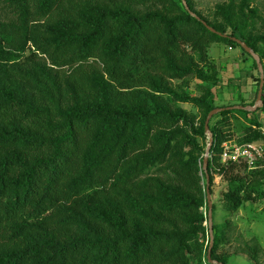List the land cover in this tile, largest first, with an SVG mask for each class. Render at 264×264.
Returning <instances> with one entry per match:
<instances>
[{"label": "trees", "instance_id": "trees-1", "mask_svg": "<svg viewBox=\"0 0 264 264\" xmlns=\"http://www.w3.org/2000/svg\"><path fill=\"white\" fill-rule=\"evenodd\" d=\"M185 1L201 20L182 0H0V264H228V223L213 220L207 259L201 174L218 106L210 87L192 95L188 81L217 85L208 49H242L233 39L264 69V32L234 26V0L219 7L224 25ZM245 11L255 14L250 0ZM262 103L221 107L210 121L209 188L224 177L233 213L264 199V167L222 164L224 127L251 115L239 144L264 145V88Z\"/></svg>", "mask_w": 264, "mask_h": 264}, {"label": "rangeland", "instance_id": "rangeland-1", "mask_svg": "<svg viewBox=\"0 0 264 264\" xmlns=\"http://www.w3.org/2000/svg\"><path fill=\"white\" fill-rule=\"evenodd\" d=\"M191 3L194 10L206 20L212 24L224 25V18L219 12V7L225 8L229 3L228 0H191ZM240 5L241 0H234L232 17L234 26L246 25L244 33L247 38L263 34L264 0H250V6L255 14L252 15L245 11L247 19L240 13ZM138 9L144 10L145 8L139 7ZM208 56L211 63L215 64L217 68L219 75L217 85L205 84L191 78L188 81V92L192 95H198L202 86L210 87L218 108L244 107L242 105L244 103L248 106L250 104L256 106L257 78L260 77V74L255 68L256 62L253 58L248 53L243 52L242 49L232 48L223 43L211 44L208 49ZM179 83L174 81L173 84L177 85ZM185 106L192 113L198 114V109L188 105ZM249 118H252V116L245 117L240 114L232 115L229 118V124L224 127V130L232 138L227 142L239 144L244 135L243 127L250 123ZM256 118L260 120L264 129V111L259 110ZM216 120L218 119L216 118L214 122ZM205 144L204 156L209 144V137ZM210 158L211 154L209 155ZM247 171L250 172L251 169H247ZM202 173L204 177L205 173ZM213 176L214 180L210 190L212 202L215 206L213 220L218 224L228 223L225 242L221 245L220 252L228 256V264H264V199L255 203H245L237 212L233 213L225 209L222 201L227 185L224 177L217 174ZM262 189H264V180ZM203 211L206 212V209H203ZM252 250H256V262L251 261L249 258Z\"/></svg>", "mask_w": 264, "mask_h": 264}, {"label": "water", "instance_id": "water-1", "mask_svg": "<svg viewBox=\"0 0 264 264\" xmlns=\"http://www.w3.org/2000/svg\"><path fill=\"white\" fill-rule=\"evenodd\" d=\"M183 5L185 7V9L187 11H189L191 13L192 16L198 18V20H201L199 17H197V15L193 12L190 11V8L187 4V2L185 0H182ZM203 24L211 31V32H215V30L210 27L205 21H202ZM246 53H248L253 60L256 62L257 68H258V72L260 74V85H259V91H258V95H257V104L256 106H247V107H241V106H237L235 108L238 109H242V110H252V111H256L258 109V107H262L263 103H262V94H263V88H264V69H263V65L261 62V59L259 57L258 54H256L245 42L239 40V39H233ZM223 109H215L212 112L209 113L206 122H205V129L206 132L208 134L209 137V144L207 146V150H206V155L203 158V163H202V172L205 173L206 176V182L203 184H205L207 187L205 189V197L207 200V206H208V223L207 225L209 226V236H210V243H209V249H208V255H207V259L210 263H214L212 261V249L214 246V234H213V202H212V197H211V193H210V188H209V174H208V161H209V155L211 153V148L212 145L214 143V138H213V134L210 131V121L213 118V116L219 112H221ZM201 172V174H203Z\"/></svg>", "mask_w": 264, "mask_h": 264}, {"label": "built area", "instance_id": "built-area-1", "mask_svg": "<svg viewBox=\"0 0 264 264\" xmlns=\"http://www.w3.org/2000/svg\"><path fill=\"white\" fill-rule=\"evenodd\" d=\"M221 162L222 164L244 163L251 170L262 168L264 167V145L260 143H224L222 145ZM259 163L262 165L259 166Z\"/></svg>", "mask_w": 264, "mask_h": 264}]
</instances>
